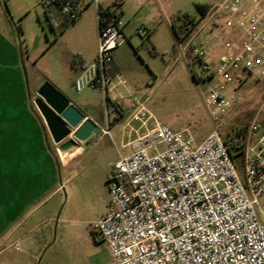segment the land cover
Returning a JSON list of instances; mask_svg holds the SVG:
<instances>
[{
    "label": "built area",
    "instance_id": "2783aa9c",
    "mask_svg": "<svg viewBox=\"0 0 264 264\" xmlns=\"http://www.w3.org/2000/svg\"><path fill=\"white\" fill-rule=\"evenodd\" d=\"M89 4L101 21L97 50L73 89L98 90L117 117L120 110L108 103V93L126 84L111 76L113 52L125 39L117 4L109 10L98 0L42 1L45 12L56 11L67 26ZM136 34L148 35L143 28ZM173 35L176 59L196 83L208 85L203 105L211 131L195 145L187 131L154 121L133 141L131 153L112 165L105 180L110 210L91 230L106 243L111 264H264V129L252 121L241 144L222 135L245 100L228 95L244 81L240 73L255 83L264 80V0H224L204 15L182 18ZM209 41L225 50L214 69ZM141 112L143 107L135 119ZM139 120L144 125L148 118ZM240 145L242 174L231 154Z\"/></svg>",
    "mask_w": 264,
    "mask_h": 264
},
{
    "label": "rangeland",
    "instance_id": "374dc122",
    "mask_svg": "<svg viewBox=\"0 0 264 264\" xmlns=\"http://www.w3.org/2000/svg\"><path fill=\"white\" fill-rule=\"evenodd\" d=\"M42 1L1 0L31 103L37 88L29 90V86L41 80L71 87L76 64L92 49L97 50L98 43L92 8L84 9L79 21L67 26L56 11L47 14ZM107 1L115 4L123 0ZM124 1L125 39L113 54L126 84L108 93L111 105L117 102L119 110L122 104L126 106L124 115L117 118L106 110L99 91L71 90L69 97L89 103L87 113L97 128L86 141L84 152L70 164L79 146L59 154L58 146L49 141L59 165L68 164L59 171L57 195L49 200L40 196L37 204L23 210L0 206V264H111L106 243L91 227L110 210L106 176L120 157L131 153L127 143L147 133L154 121L176 133L187 131L195 145L211 131L203 105L208 85L196 83L182 59L174 61L177 52L170 22L182 15L197 16V4L212 7L224 0ZM139 28L147 32L145 39L136 34ZM208 47L209 65L214 69L225 50L212 41ZM240 76L244 81L228 95L245 100L227 119L222 132L238 144L252 121L257 120L264 129V80L255 83L248 74L241 72ZM140 107L143 112L135 119L133 113ZM142 116L148 118L144 125L139 120ZM233 160L242 174L239 158L233 156ZM261 202L264 204V196Z\"/></svg>",
    "mask_w": 264,
    "mask_h": 264
},
{
    "label": "crops",
    "instance_id": "0c3cea01",
    "mask_svg": "<svg viewBox=\"0 0 264 264\" xmlns=\"http://www.w3.org/2000/svg\"><path fill=\"white\" fill-rule=\"evenodd\" d=\"M131 1L127 0V3ZM98 2L101 9H113L110 5L114 2L107 0H98ZM115 4H117V10L123 20L125 1ZM90 8L93 9L98 29L97 10L91 4L87 5L85 9L87 11ZM3 10L0 0V206L3 210L7 207L13 210H23L27 206L37 204L40 196H45V200H49L58 194L60 169L70 164L84 152L86 142L77 145V147L79 146L78 151H80H77L76 155L74 154L75 156L67 165L61 164L60 166L55 157H52L49 146L51 140L48 138L49 135L47 136L48 133L37 111L32 106L28 87L25 86L23 80L17 49L12 40L11 26ZM81 16L82 14L79 19ZM125 26L124 23L123 35ZM95 50L96 47L86 56L85 60L76 64L75 75L70 79L71 87L53 85L75 108L94 123L96 121L87 113L89 103L86 100L71 98L68 94L74 90L73 81L80 75L81 70L93 60ZM174 61L176 62L177 59L175 58ZM111 76L114 83L117 78L125 80L119 69V61L115 59L114 54ZM44 81L41 80L30 85L29 90L31 86L38 88ZM134 86L136 87V85ZM125 89L126 91L129 90V88ZM88 90L98 91L96 89ZM118 97L119 99L122 98L121 95ZM115 104L118 108L119 104L117 102ZM124 107L126 108L122 104L120 108L122 111L117 118L124 115ZM137 110L134 111L133 115ZM126 124L128 125V123ZM107 133L110 134L109 131ZM134 140L127 144L131 145Z\"/></svg>",
    "mask_w": 264,
    "mask_h": 264
},
{
    "label": "water",
    "instance_id": "95a60500",
    "mask_svg": "<svg viewBox=\"0 0 264 264\" xmlns=\"http://www.w3.org/2000/svg\"><path fill=\"white\" fill-rule=\"evenodd\" d=\"M35 95L32 104L51 142L58 146L59 154L86 142L96 130L97 124L86 118L48 81L37 88Z\"/></svg>",
    "mask_w": 264,
    "mask_h": 264
},
{
    "label": "trees",
    "instance_id": "16d2710c",
    "mask_svg": "<svg viewBox=\"0 0 264 264\" xmlns=\"http://www.w3.org/2000/svg\"><path fill=\"white\" fill-rule=\"evenodd\" d=\"M208 8L209 7L205 6V5H196V10H197L198 14H200V15H204L206 13V11L208 10ZM188 16L189 15L178 16L175 21H171L170 25H171V29L173 30V32L178 28V25H179L181 19L184 17H188ZM100 23H101V21L98 24L100 25ZM108 103H110L109 100H108ZM242 148H243V146L240 145L238 147L233 148L232 152H231L232 157L237 156L239 158V161L241 164L243 162V151H242L243 149ZM52 157L54 158L53 153H52Z\"/></svg>",
    "mask_w": 264,
    "mask_h": 264
},
{
    "label": "bare ground",
    "instance_id": "6f19581e",
    "mask_svg": "<svg viewBox=\"0 0 264 264\" xmlns=\"http://www.w3.org/2000/svg\"><path fill=\"white\" fill-rule=\"evenodd\" d=\"M59 157H60V155H59ZM60 159H61V157H60ZM62 160V159H61Z\"/></svg>",
    "mask_w": 264,
    "mask_h": 264
}]
</instances>
